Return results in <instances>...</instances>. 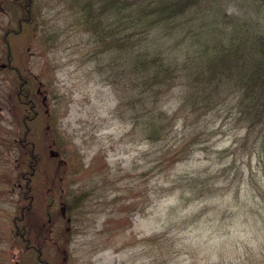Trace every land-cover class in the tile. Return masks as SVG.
<instances>
[{"label":"rangeland","instance_id":"1","mask_svg":"<svg viewBox=\"0 0 264 264\" xmlns=\"http://www.w3.org/2000/svg\"><path fill=\"white\" fill-rule=\"evenodd\" d=\"M39 2L46 22L29 39L26 34L10 38L14 63L41 78L52 76L57 96L66 103L60 125L69 141V157L76 152L82 158L64 166L60 177L63 192L81 185L88 191L95 188L82 210L66 212L75 218L72 225L76 223L81 232L69 240L67 252H57L53 244L46 252L50 264L61 254L68 255L63 264H162L167 254L166 264H264V210L255 196L264 180L247 176L246 157L236 161L241 175L224 176L215 192L191 200L185 207V198L180 199L177 192L184 187V180L171 188L172 180L187 171H215L228 167L225 164L234 167L232 157L221 159L217 150L229 146L243 130L234 131L223 116H207V127L203 129L202 124L201 131H196L203 135L195 137L198 142L190 146L192 158L185 162L180 159L181 145L174 143L179 134L152 144L133 139L127 133L129 125L114 114L113 89L92 70L87 59V32L72 23L64 0ZM244 2L231 0L227 10L238 16L250 14ZM8 20L0 7V51L5 28H15ZM1 56L0 52V64ZM12 81L0 74V264H14L18 254L13 246L12 218L20 215L18 209L24 203L18 196L16 178L22 169L14 146L20 112L9 100L13 99ZM50 101L47 96V106L52 105ZM43 120L40 115L32 123L39 146ZM250 165L257 170L254 156ZM41 168L38 179L51 180L53 164L47 156ZM37 200L36 215L46 217L48 201L43 195ZM146 236L160 240L142 241ZM166 242L168 251L163 246ZM23 258L24 264H37L29 254Z\"/></svg>","mask_w":264,"mask_h":264},{"label":"trees","instance_id":"2","mask_svg":"<svg viewBox=\"0 0 264 264\" xmlns=\"http://www.w3.org/2000/svg\"><path fill=\"white\" fill-rule=\"evenodd\" d=\"M230 1L64 0L72 23L87 32V59L113 89L114 114L129 125L127 133L133 139L152 144L179 134L174 143L181 145L180 159L185 162L192 158L195 137L203 135L196 131L202 124L207 127V116H223L233 130L244 129L245 135L217 150L221 159L232 157L235 168L225 164L228 167L215 171H187L172 180V189L184 180V187L177 190L178 197L186 200L183 207L215 192L224 176L241 175L238 159L254 156L259 172L248 163L247 176L264 180V0H244L250 13L245 16L228 12ZM1 5L16 24L11 32L30 36L45 22L39 0H2ZM4 63L5 78L10 74L16 78L10 103L21 110L14 146L24 163L18 175L24 203L14 218V235L21 253L31 250L40 255L49 220L42 224L35 213L38 197L48 201L46 210H54L57 203L67 211L82 210L95 188L88 191L81 185L63 192L64 166L80 161L82 155L73 152L69 157V141L60 125L66 103L57 96L53 77L40 80L17 68L7 46ZM174 88L179 90L172 96ZM46 96L48 101L54 98L51 106L46 105ZM40 114L41 146L33 139L31 126ZM46 156L53 164V177L47 182L38 179ZM255 196L264 210V182H259ZM55 217L50 211L49 219ZM159 240L146 236L142 241ZM163 246L167 248V242ZM168 260L167 254L161 262Z\"/></svg>","mask_w":264,"mask_h":264}]
</instances>
